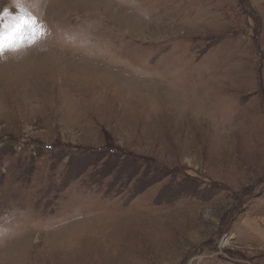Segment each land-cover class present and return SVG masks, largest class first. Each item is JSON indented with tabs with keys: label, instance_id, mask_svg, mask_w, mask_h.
<instances>
[{
	"label": "rangeland",
	"instance_id": "obj_1",
	"mask_svg": "<svg viewBox=\"0 0 264 264\" xmlns=\"http://www.w3.org/2000/svg\"><path fill=\"white\" fill-rule=\"evenodd\" d=\"M18 3L0 264H264V0Z\"/></svg>",
	"mask_w": 264,
	"mask_h": 264
},
{
	"label": "snow or ice",
	"instance_id": "obj_2",
	"mask_svg": "<svg viewBox=\"0 0 264 264\" xmlns=\"http://www.w3.org/2000/svg\"><path fill=\"white\" fill-rule=\"evenodd\" d=\"M17 7L21 9V14L9 17L8 12L0 14L4 22L0 23V54L6 50H15L19 46L18 37L28 33L30 42L37 34L43 35L44 29L39 25V21L24 10L23 5L18 3Z\"/></svg>",
	"mask_w": 264,
	"mask_h": 264
},
{
	"label": "crops",
	"instance_id": "obj_3",
	"mask_svg": "<svg viewBox=\"0 0 264 264\" xmlns=\"http://www.w3.org/2000/svg\"><path fill=\"white\" fill-rule=\"evenodd\" d=\"M240 112L243 113L242 116L244 115L243 116L244 118L249 116L251 120H254L255 122H257V123H259V124L264 126V113L260 112V110L257 111V107L256 106L251 107V109L242 108V109H240L237 112L235 111V114H233L232 118L234 119V118H236V116L240 117L241 116Z\"/></svg>",
	"mask_w": 264,
	"mask_h": 264
},
{
	"label": "clouds",
	"instance_id": "obj_4",
	"mask_svg": "<svg viewBox=\"0 0 264 264\" xmlns=\"http://www.w3.org/2000/svg\"><path fill=\"white\" fill-rule=\"evenodd\" d=\"M0 59H7V57L6 56H0Z\"/></svg>",
	"mask_w": 264,
	"mask_h": 264
},
{
	"label": "bare ground",
	"instance_id": "obj_5",
	"mask_svg": "<svg viewBox=\"0 0 264 264\" xmlns=\"http://www.w3.org/2000/svg\"><path fill=\"white\" fill-rule=\"evenodd\" d=\"M215 114V113H214Z\"/></svg>",
	"mask_w": 264,
	"mask_h": 264
}]
</instances>
